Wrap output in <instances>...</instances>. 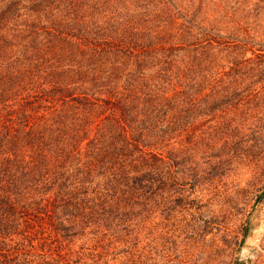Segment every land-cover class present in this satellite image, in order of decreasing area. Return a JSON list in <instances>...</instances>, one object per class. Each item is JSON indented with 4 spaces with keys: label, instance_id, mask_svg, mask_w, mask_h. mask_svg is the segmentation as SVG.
<instances>
[{
    "label": "trees",
    "instance_id": "16d2710c",
    "mask_svg": "<svg viewBox=\"0 0 264 264\" xmlns=\"http://www.w3.org/2000/svg\"><path fill=\"white\" fill-rule=\"evenodd\" d=\"M263 10L0 0V264L135 258L155 200L225 199L264 161Z\"/></svg>",
    "mask_w": 264,
    "mask_h": 264
},
{
    "label": "rangeland",
    "instance_id": "374dc122",
    "mask_svg": "<svg viewBox=\"0 0 264 264\" xmlns=\"http://www.w3.org/2000/svg\"><path fill=\"white\" fill-rule=\"evenodd\" d=\"M242 160L246 166H230L222 178L225 199L187 187L181 197L155 200L141 217L135 258L111 252L98 264H264V161Z\"/></svg>",
    "mask_w": 264,
    "mask_h": 264
}]
</instances>
